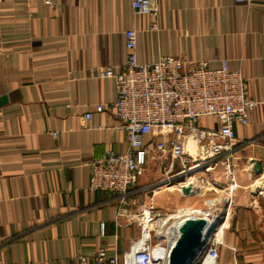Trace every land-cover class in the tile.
I'll return each mask as SVG.
<instances>
[{
	"label": "crops",
	"instance_id": "0c3cea01",
	"mask_svg": "<svg viewBox=\"0 0 264 264\" xmlns=\"http://www.w3.org/2000/svg\"><path fill=\"white\" fill-rule=\"evenodd\" d=\"M50 1H0V264H80L79 251L90 258L99 247L123 254L140 237L136 223L117 222L125 208L120 196L87 188L93 158L128 149L127 132L108 108L116 97L114 80L95 77L93 69L121 70L130 27L138 30L141 62L174 55L218 68L227 58L246 73L249 96L258 104L249 125L235 124L230 162L235 182L264 175V3L159 0L160 29L152 31L129 0ZM97 103L108 109L96 112ZM89 111L94 116L87 122ZM202 126L217 123L205 117ZM171 162L158 152L149 157L127 197L132 211L151 201L164 214L181 206L202 208L194 200L200 186L193 196L168 188L146 191L165 177ZM216 172L225 180L221 196H231L232 204L215 237L218 264H264V195L249 186L232 195L224 165L196 175L204 189L207 175ZM217 207L213 214L226 210Z\"/></svg>",
	"mask_w": 264,
	"mask_h": 264
},
{
	"label": "built area",
	"instance_id": "2783aa9c",
	"mask_svg": "<svg viewBox=\"0 0 264 264\" xmlns=\"http://www.w3.org/2000/svg\"><path fill=\"white\" fill-rule=\"evenodd\" d=\"M1 1V0H0ZM134 15L148 18V29H160L159 0H129ZM236 4L253 5L264 0H234ZM52 5V1L46 0ZM126 60L120 71L113 66L93 69L98 78L114 80L116 97L111 108L128 135L126 152L107 150L104 155L90 161L91 173L87 188L120 196L125 207L118 214V223H136L140 237L132 240L130 249L123 254L109 253L99 247L93 258L79 251L80 264H169L170 251L156 248L163 238L156 230L157 223L168 214L154 203L137 211L130 208L127 198L135 187L149 157L155 152L170 155L172 162L165 177L146 187L155 192L161 188L175 187L184 196L197 195L198 187L188 192L184 184L198 173L212 174L220 165L226 167L225 176L230 179V192L239 184L234 181V168L230 156L237 143L235 124L249 125L251 112L258 102L249 96L246 73L230 66L229 59H221L218 68H211L206 60L188 61L174 55L160 57L154 62H141L138 57V30L130 27L124 31ZM103 103L96 104V112L108 109ZM84 121L93 119L94 111L84 114ZM205 117L214 119L216 127H203ZM264 124V123H263ZM161 137L160 141H146L147 135ZM54 137L58 132L52 133ZM193 139L198 152L195 156L187 150ZM181 166L175 170L174 162ZM252 190L264 195V175L257 176ZM230 204L231 200H227ZM128 207V208H127ZM170 216V215H169ZM168 216V217H169ZM101 235L106 233V223L101 222ZM219 228H221L219 226ZM218 228V229H219ZM213 238L209 247L196 264H218V240ZM171 250V249H170Z\"/></svg>",
	"mask_w": 264,
	"mask_h": 264
},
{
	"label": "water",
	"instance_id": "95a60500",
	"mask_svg": "<svg viewBox=\"0 0 264 264\" xmlns=\"http://www.w3.org/2000/svg\"><path fill=\"white\" fill-rule=\"evenodd\" d=\"M188 192L190 188H184ZM228 207V201L226 202ZM211 222L204 217H189L180 226L171 246L169 264H196L226 216V210Z\"/></svg>",
	"mask_w": 264,
	"mask_h": 264
},
{
	"label": "bare ground",
	"instance_id": "6f19581e",
	"mask_svg": "<svg viewBox=\"0 0 264 264\" xmlns=\"http://www.w3.org/2000/svg\"><path fill=\"white\" fill-rule=\"evenodd\" d=\"M187 150L193 156H195L196 153L198 152L197 145L193 139H190L188 141ZM245 183H247V182H245ZM196 185H197V187L200 186L201 190L200 191L198 190V191H199L200 195H203V193L206 189H204L203 185L200 184V182L198 181L196 176L189 178L187 180V183L184 184V188H191L192 186H196ZM229 186H230L229 188H231V185H229ZM168 189L174 190L175 187H169ZM167 196H168V193H167ZM230 198H231V196H227V197H222L219 199L208 200V204L211 206L210 209H200V208L190 209V208L181 206L180 208L177 209L176 212L168 214L166 217H162L161 221L159 220V222L157 223V226H156V230L160 234H163V238H162L161 242L159 243V246L156 248L157 255L160 251V247H162V246L164 248H168L170 251L171 246H173L174 242L176 241V238L179 234L180 226L182 225L184 220H186L189 217H195L196 216L199 218L204 217L206 219H209L211 222H213L214 220H216L217 217L222 216V215H220V213L213 214V210H214L213 207L220 205V204H224L227 206L226 202H227V200H230ZM221 200H223V202H221ZM231 205H230V207L228 206L226 208L227 212L228 211L230 212ZM223 225H224V221L221 223V227ZM219 230H221V229L219 228L218 231Z\"/></svg>",
	"mask_w": 264,
	"mask_h": 264
},
{
	"label": "rangeland",
	"instance_id": "374dc122",
	"mask_svg": "<svg viewBox=\"0 0 264 264\" xmlns=\"http://www.w3.org/2000/svg\"><path fill=\"white\" fill-rule=\"evenodd\" d=\"M218 172V171H217ZM216 172V174L213 176V177H209V178H211V179H213V180H211V179H208V175H207V181H209V183L210 184H206V190L204 191V193H203V195H199V196H197V197H195V199L194 200H196V201H199L202 205H201V209H210V205L208 204V200H213V199H219V198H222L221 197V189H222V187H220V185H219V183L220 184H223V186H224V184H225V182H223L222 180H221V176H220V174L219 173H217ZM242 174L240 173V175L239 176H241ZM257 179V176L256 177H252L251 178V180L249 179V181H245V180H243V181H241V179H239V181H237V184H239L238 186H237V188L236 189H240V190H245V191H248L249 189H253L252 188V184H253V182L255 181ZM225 181V180H224ZM223 182V183H222ZM245 182H247V183H245ZM247 186H249L250 188L247 190V189H245V187H247ZM176 191V193H178L179 194V191L177 190V189H175ZM236 190H234V192H232V195H233V193L235 194L236 192H235ZM231 193V192H230ZM235 196V195H234ZM187 201V200H186ZM221 202H223V200H221ZM183 204V203H182ZM221 205V204H220ZM220 205H218V206H220ZM200 208V207H199ZM216 208H218L217 206H215V207H213V209L214 210H216ZM221 208V207H220ZM174 212H176V210L175 211H170L169 213H167V214H171V213H174Z\"/></svg>",
	"mask_w": 264,
	"mask_h": 264
}]
</instances>
